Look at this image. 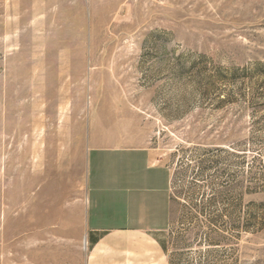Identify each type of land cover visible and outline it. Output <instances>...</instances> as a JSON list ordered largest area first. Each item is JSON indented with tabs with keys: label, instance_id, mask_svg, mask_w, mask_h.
<instances>
[{
	"label": "rangeland",
	"instance_id": "obj_1",
	"mask_svg": "<svg viewBox=\"0 0 264 264\" xmlns=\"http://www.w3.org/2000/svg\"><path fill=\"white\" fill-rule=\"evenodd\" d=\"M92 136L169 169L168 264H264V0H0V264L125 214Z\"/></svg>",
	"mask_w": 264,
	"mask_h": 264
},
{
	"label": "crops",
	"instance_id": "obj_2",
	"mask_svg": "<svg viewBox=\"0 0 264 264\" xmlns=\"http://www.w3.org/2000/svg\"><path fill=\"white\" fill-rule=\"evenodd\" d=\"M89 150L108 158L105 176L96 175V191L124 193L127 198L124 215L120 210L109 215L99 210L86 218L90 243L86 264H168L164 231L170 222L169 169L156 163L148 149L121 140L92 136ZM103 177L105 187L99 183ZM117 219L122 221L115 223Z\"/></svg>",
	"mask_w": 264,
	"mask_h": 264
},
{
	"label": "bare ground",
	"instance_id": "obj_3",
	"mask_svg": "<svg viewBox=\"0 0 264 264\" xmlns=\"http://www.w3.org/2000/svg\"><path fill=\"white\" fill-rule=\"evenodd\" d=\"M23 172H25V171H23ZM27 173V172H26ZM25 173V174H26ZM25 182V181H24ZM23 188H25V186L23 187ZM7 192H8V190H7ZM8 195L10 196V193L8 192ZM7 199V198H6ZM9 202V201H8ZM10 203V202H9ZM9 211V210H8ZM9 214V213H8ZM86 243H87V240H86V238H84V245L86 246ZM84 246V247H85Z\"/></svg>",
	"mask_w": 264,
	"mask_h": 264
}]
</instances>
